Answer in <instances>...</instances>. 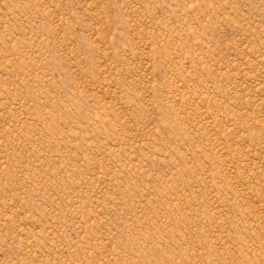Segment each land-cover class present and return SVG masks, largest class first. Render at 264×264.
<instances>
[{"label": "rangeland", "instance_id": "rangeland-1", "mask_svg": "<svg viewBox=\"0 0 264 264\" xmlns=\"http://www.w3.org/2000/svg\"><path fill=\"white\" fill-rule=\"evenodd\" d=\"M0 264H264V0H0Z\"/></svg>", "mask_w": 264, "mask_h": 264}]
</instances>
